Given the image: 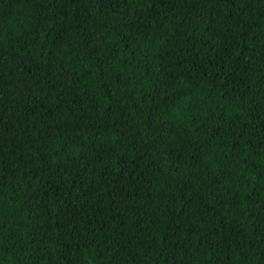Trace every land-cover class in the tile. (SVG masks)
<instances>
[{
	"label": "trees",
	"instance_id": "1",
	"mask_svg": "<svg viewBox=\"0 0 264 264\" xmlns=\"http://www.w3.org/2000/svg\"><path fill=\"white\" fill-rule=\"evenodd\" d=\"M0 264H264V0H0Z\"/></svg>",
	"mask_w": 264,
	"mask_h": 264
}]
</instances>
